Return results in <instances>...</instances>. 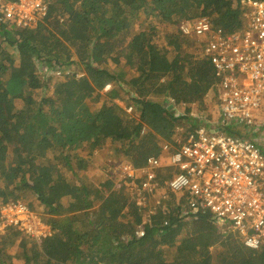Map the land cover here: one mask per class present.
<instances>
[{
	"label": "trees",
	"instance_id": "1",
	"mask_svg": "<svg viewBox=\"0 0 264 264\" xmlns=\"http://www.w3.org/2000/svg\"><path fill=\"white\" fill-rule=\"evenodd\" d=\"M240 3L51 0L46 16L23 30L6 27L0 14V217L5 207H40L51 231L35 241L7 229L0 264H264V246L249 250L238 233H215L211 216L183 210L179 195L154 209L146 194L137 207L126 184L101 190L119 175L93 162L109 148L113 164L142 167L186 124L216 128L219 117L209 127L200 117L220 104L219 78L203 56L208 41L184 36L180 25L207 18L230 35L243 28ZM257 112L253 125L223 133L264 155V105ZM173 174L159 170V188Z\"/></svg>",
	"mask_w": 264,
	"mask_h": 264
},
{
	"label": "built area",
	"instance_id": "2",
	"mask_svg": "<svg viewBox=\"0 0 264 264\" xmlns=\"http://www.w3.org/2000/svg\"><path fill=\"white\" fill-rule=\"evenodd\" d=\"M50 1L0 0V14L6 27L32 28L46 16ZM240 6L243 28L230 35L214 30L207 18L180 25L184 36L208 41L203 56L220 81L216 131L221 130L207 132L203 126L186 124L181 135L164 141L160 159L150 157L142 167L119 166L115 185H128L137 207L144 202L142 194L152 196L149 207L154 209L166 207L179 195L183 210L211 216L215 233H238L245 248L258 251L264 246V155L253 142L223 133L236 125H253L254 115L264 105V0H241ZM126 114L136 116L132 107ZM163 169L174 174L159 188L156 173ZM162 224L168 226L166 221ZM9 228L35 241L51 236L41 216L22 205L5 207L0 234Z\"/></svg>",
	"mask_w": 264,
	"mask_h": 264
},
{
	"label": "rangeland",
	"instance_id": "3",
	"mask_svg": "<svg viewBox=\"0 0 264 264\" xmlns=\"http://www.w3.org/2000/svg\"><path fill=\"white\" fill-rule=\"evenodd\" d=\"M144 24L145 23H142V26H144ZM29 66H31V64H29V63L26 64V68L29 67ZM27 70H28V68H27ZM28 71H29V73H31L30 70H28ZM109 89H110V87L107 86L105 90L109 91ZM118 104H119V106H121L122 109L123 108L125 109L126 107H128L126 105V103L124 101H122V100L120 102H118ZM215 104H216V102H215ZM218 115H219L218 107L215 108V106L213 104H210L209 110L206 113H204V114H200V117L202 116L201 121H202L203 125L205 127H209V123H211L212 120L217 119ZM241 132L244 133V130L242 129ZM261 136L264 137V133ZM107 150L108 151L104 150V152H96L97 154L95 155V159L93 158V162H95V165H97L99 162H101L103 164V166H104L103 169L108 168L110 170V174H112V171H114L113 174L115 173V176H116L117 175V173H116L117 172V168L119 166H122L123 164L122 163L121 164H118V163L115 164V162L113 164V161H111V160L116 159V153H112L114 151V149L112 151L109 148H107ZM102 157H104L106 159L103 160ZM98 160H99V162H98ZM162 164L165 165L166 164V160L163 161ZM113 166H117V168H114L112 170ZM109 170H106L108 175H109V173H108ZM112 181L114 182L113 185H109V187H104L101 190H105V192L110 193V192L114 191V189H117V185H115V179H112ZM99 182H100V178L99 177H94L93 178V185L97 184L96 186L94 185L96 187V191L99 190V187H98V183ZM97 208H98V206H97ZM40 210H41L40 207H36L35 210H34L35 212H33V211L32 212L40 217L41 214L37 213V212H40Z\"/></svg>",
	"mask_w": 264,
	"mask_h": 264
},
{
	"label": "crops",
	"instance_id": "4",
	"mask_svg": "<svg viewBox=\"0 0 264 264\" xmlns=\"http://www.w3.org/2000/svg\"><path fill=\"white\" fill-rule=\"evenodd\" d=\"M259 114H261V113H259V112H257L256 113V115H259ZM262 121V120H261ZM264 122V120L262 121V123ZM264 126V125H263ZM262 126V127H263ZM214 130L216 131L217 129L216 128H214ZM221 129H218V131H220ZM218 131H216V132H218ZM256 134H258V135H256ZM254 135H256V136H254ZM254 135H251L252 137H258L259 135H260V132L259 131H256V132H254Z\"/></svg>",
	"mask_w": 264,
	"mask_h": 264
},
{
	"label": "clouds",
	"instance_id": "5",
	"mask_svg": "<svg viewBox=\"0 0 264 264\" xmlns=\"http://www.w3.org/2000/svg\"><path fill=\"white\" fill-rule=\"evenodd\" d=\"M106 89V88H105Z\"/></svg>",
	"mask_w": 264,
	"mask_h": 264
}]
</instances>
